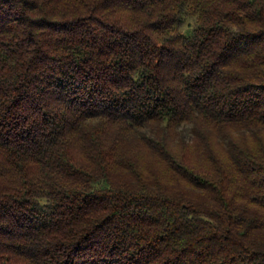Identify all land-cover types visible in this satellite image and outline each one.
<instances>
[{"label": "trees", "instance_id": "obj_1", "mask_svg": "<svg viewBox=\"0 0 264 264\" xmlns=\"http://www.w3.org/2000/svg\"><path fill=\"white\" fill-rule=\"evenodd\" d=\"M0 264H264V0H0Z\"/></svg>", "mask_w": 264, "mask_h": 264}, {"label": "rangeland", "instance_id": "obj_2", "mask_svg": "<svg viewBox=\"0 0 264 264\" xmlns=\"http://www.w3.org/2000/svg\"><path fill=\"white\" fill-rule=\"evenodd\" d=\"M181 128H184V133L188 137L190 135V126L189 125H183Z\"/></svg>", "mask_w": 264, "mask_h": 264}]
</instances>
